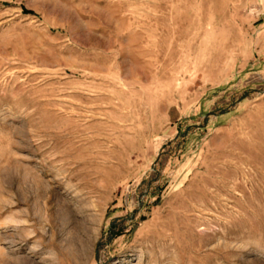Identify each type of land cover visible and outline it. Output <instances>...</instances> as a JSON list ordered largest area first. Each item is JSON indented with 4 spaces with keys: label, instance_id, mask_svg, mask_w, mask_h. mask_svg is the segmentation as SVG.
Listing matches in <instances>:
<instances>
[{
    "label": "rangeland",
    "instance_id": "374dc122",
    "mask_svg": "<svg viewBox=\"0 0 264 264\" xmlns=\"http://www.w3.org/2000/svg\"><path fill=\"white\" fill-rule=\"evenodd\" d=\"M0 264H264V0H0Z\"/></svg>",
    "mask_w": 264,
    "mask_h": 264
},
{
    "label": "trees",
    "instance_id": "16d2710c",
    "mask_svg": "<svg viewBox=\"0 0 264 264\" xmlns=\"http://www.w3.org/2000/svg\"><path fill=\"white\" fill-rule=\"evenodd\" d=\"M25 12L32 13L31 11L25 10Z\"/></svg>",
    "mask_w": 264,
    "mask_h": 264
}]
</instances>
